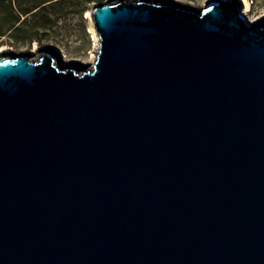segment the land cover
<instances>
[{"label": "water", "instance_id": "1", "mask_svg": "<svg viewBox=\"0 0 264 264\" xmlns=\"http://www.w3.org/2000/svg\"><path fill=\"white\" fill-rule=\"evenodd\" d=\"M108 0L90 68L0 57V264H264V15Z\"/></svg>", "mask_w": 264, "mask_h": 264}, {"label": "rangeland", "instance_id": "2", "mask_svg": "<svg viewBox=\"0 0 264 264\" xmlns=\"http://www.w3.org/2000/svg\"><path fill=\"white\" fill-rule=\"evenodd\" d=\"M108 0L92 1L90 9L81 15L77 13L79 6L74 1H67L63 5L60 20L50 35L62 43L56 42L52 38L47 37L40 42L33 41L28 47H20L15 49L9 45L0 46V57L8 54L28 53L32 58L48 49L53 53L56 62L61 65H72L79 67H90L94 54L98 51V37L93 29L90 19V10L94 5ZM163 3L165 0H147ZM184 4L187 9H202L208 0H174ZM248 14L256 16L262 8H264V0H255L250 6L248 0Z\"/></svg>", "mask_w": 264, "mask_h": 264}, {"label": "trees", "instance_id": "3", "mask_svg": "<svg viewBox=\"0 0 264 264\" xmlns=\"http://www.w3.org/2000/svg\"><path fill=\"white\" fill-rule=\"evenodd\" d=\"M67 1L76 2L77 13L81 15L96 0H0V46L18 49L47 37L62 43L50 32L57 26ZM254 1L250 0V6Z\"/></svg>", "mask_w": 264, "mask_h": 264}, {"label": "bare ground", "instance_id": "4", "mask_svg": "<svg viewBox=\"0 0 264 264\" xmlns=\"http://www.w3.org/2000/svg\"><path fill=\"white\" fill-rule=\"evenodd\" d=\"M239 2L241 3L240 10H241L242 14L245 16L246 19L252 21V20H255V19L259 18L260 16L264 15V8H262L261 11L256 16L248 14V7H249L248 0H239ZM157 3H159V2H157ZM0 49H1V47H0ZM96 54H97V52L94 54V58H95ZM63 67H66V65H63ZM87 68H90V67H88V66H85L83 68L82 67H79V68L76 67V69H78V70H83V69L85 70Z\"/></svg>", "mask_w": 264, "mask_h": 264}]
</instances>
